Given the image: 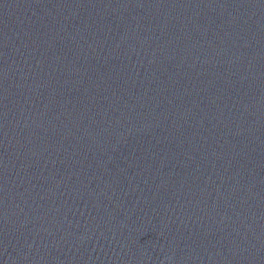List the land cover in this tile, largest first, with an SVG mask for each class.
<instances>
[{"label": "water", "instance_id": "95a60500", "mask_svg": "<svg viewBox=\"0 0 264 264\" xmlns=\"http://www.w3.org/2000/svg\"><path fill=\"white\" fill-rule=\"evenodd\" d=\"M0 264H264V0H0Z\"/></svg>", "mask_w": 264, "mask_h": 264}]
</instances>
